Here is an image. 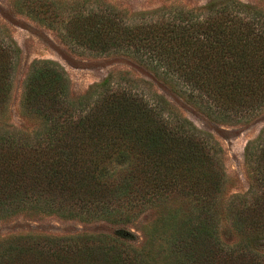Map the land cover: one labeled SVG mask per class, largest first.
I'll list each match as a JSON object with an SVG mask.
<instances>
[{"label":"trees","instance_id":"1","mask_svg":"<svg viewBox=\"0 0 264 264\" xmlns=\"http://www.w3.org/2000/svg\"><path fill=\"white\" fill-rule=\"evenodd\" d=\"M18 9L69 48L143 66L212 121L264 116L260 9L237 0L135 14L74 0ZM18 58L0 33V221L28 214L124 226L146 211L153 219L139 243L124 228L10 236L0 240V264H264V128L244 149L247 193L227 196L218 142L125 72L71 98L62 68L34 61L18 106L31 126L13 127Z\"/></svg>","mask_w":264,"mask_h":264},{"label":"rangeland","instance_id":"2","mask_svg":"<svg viewBox=\"0 0 264 264\" xmlns=\"http://www.w3.org/2000/svg\"><path fill=\"white\" fill-rule=\"evenodd\" d=\"M26 0H0V33L10 37L18 48L19 58L12 77V92L7 121L17 129L31 126L19 114V101L23 84L30 65L34 61L48 60L59 65L70 84V97L77 98L88 88L100 83L109 73L125 72L131 78L141 80L151 86L153 92L162 96L177 112L188 119L197 129L210 134L222 148L223 168L227 182L225 194L245 195L250 186V178L244 164V149L264 128V116L248 124H222L206 118L193 108L163 81L153 76L143 66L119 56H93L81 50L69 48L57 32L41 25L18 9ZM57 4L73 0H49ZM95 5L112 6L123 13L135 14L162 9H195L216 0H74ZM252 8L264 11V0H237ZM83 52V53H82ZM86 52V51H85ZM153 219L146 211L134 223L113 226L104 221L91 223L77 219H63L57 216L21 214L0 221V240L10 236L33 234L47 237H70L77 235H112L119 228L131 231L142 242L141 229Z\"/></svg>","mask_w":264,"mask_h":264}]
</instances>
